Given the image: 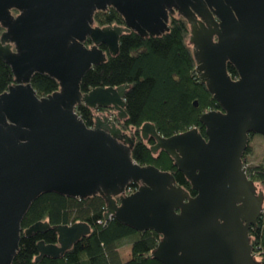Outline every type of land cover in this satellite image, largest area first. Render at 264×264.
Segmentation results:
<instances>
[{
  "label": "water",
  "instance_id": "obj_1",
  "mask_svg": "<svg viewBox=\"0 0 264 264\" xmlns=\"http://www.w3.org/2000/svg\"><path fill=\"white\" fill-rule=\"evenodd\" d=\"M110 7L124 25L96 26L95 12ZM170 17L186 22L195 74L220 110L199 117L204 138L195 128L163 138L150 123L140 126L139 136L152 141L151 155L163 151L172 159L194 196L171 174L137 165L134 136L111 118L93 114L88 128L75 112L81 104L113 108L124 120L128 85L82 93L81 81L107 53L118 54L122 35L158 37L168 31ZM0 26V60L14 78L0 94V264L12 263L21 222L43 193L102 196L105 221L159 235L151 257L160 264H259L248 230L264 196L241 157L248 134L264 137V0H0ZM226 61L238 79L229 78ZM34 74L53 78L58 90L38 97ZM131 184L136 191L125 195ZM49 229L57 241H39L35 262L61 258L91 232L86 223L51 228L37 222L24 234Z\"/></svg>",
  "mask_w": 264,
  "mask_h": 264
},
{
  "label": "trees",
  "instance_id": "obj_2",
  "mask_svg": "<svg viewBox=\"0 0 264 264\" xmlns=\"http://www.w3.org/2000/svg\"><path fill=\"white\" fill-rule=\"evenodd\" d=\"M93 19L98 27L124 25L123 18L112 7L95 12ZM187 37L186 22L180 17H170L168 31L158 37L142 38L134 32L122 35L116 56L108 55L106 47L100 45L107 53V59L86 72L80 90L87 93L97 87L128 85L124 107L126 118L119 121L113 108L111 111L117 126L135 138L131 150L133 160L139 166H153L161 172L171 174L177 186L194 196L195 192L173 166L172 159L163 151L151 155L148 147L152 145V141H143L139 136L140 126L150 123L163 138L191 128H195L204 138V127L199 123V117L206 111L220 110L194 72ZM84 44L86 47L91 46L89 39ZM13 82L10 67L0 60V94L7 91ZM31 86L38 97L58 90L57 81L46 74H34ZM193 102H196V107ZM104 111L100 108L94 111L82 104L75 108L88 128L94 125L93 114ZM251 136L252 134H248L247 145L241 157L242 164L252 183L264 187V166L246 163ZM129 187L132 192L137 188L136 184ZM105 211L106 202L100 195L75 199L56 193L41 194L31 203L21 222L18 250L11 264H160L151 257V251L160 239L159 235L153 231L138 233L114 218L105 221ZM37 222H48L51 228L86 223L91 232L61 258H43L35 262L39 241H44L45 244H55L57 241L52 229L25 236L24 231ZM248 238L252 253L258 255L259 264H264V200L255 226L248 230ZM125 244L130 245V258L122 261L119 249Z\"/></svg>",
  "mask_w": 264,
  "mask_h": 264
},
{
  "label": "rangeland",
  "instance_id": "obj_3",
  "mask_svg": "<svg viewBox=\"0 0 264 264\" xmlns=\"http://www.w3.org/2000/svg\"><path fill=\"white\" fill-rule=\"evenodd\" d=\"M249 155L246 157L247 165L261 164L264 166V137L252 134L248 141ZM257 191L260 190L264 196V187L256 185ZM119 256L122 261H126L130 258V245L125 244L119 249Z\"/></svg>",
  "mask_w": 264,
  "mask_h": 264
},
{
  "label": "flooded vegetation",
  "instance_id": "obj_4",
  "mask_svg": "<svg viewBox=\"0 0 264 264\" xmlns=\"http://www.w3.org/2000/svg\"><path fill=\"white\" fill-rule=\"evenodd\" d=\"M13 14H16V13H13ZM214 20L216 21V22H218L217 21V19L216 18H214ZM202 22V21H201ZM187 28H188V26H187ZM4 31V29L0 26V35L2 34V32ZM188 34H189V31H188ZM217 41V38H216V36L215 35H213V37H212V42L213 43H215ZM187 44H188V47H189V49H190V51H191V48H192V45L191 44H189L188 42H187ZM12 51H14V48H12ZM225 71H226V73H227V75L229 76V78L230 79H232V80H236V79H238V77H239V75H238V72H237V70L234 68V66L231 64V63H229V62H225ZM195 72V71H194ZM104 112H98L97 113V115H99V113L100 114H102L103 116H107V117H109V118H111L112 120L114 119L113 118V115H112V111H111V108H104ZM113 112H114V114H115V116H116V112L114 111V109H113ZM116 118H117V116H116ZM114 121V120H113ZM127 134H129V133H127ZM137 186V185H136ZM137 189V188H136ZM136 191V190H135Z\"/></svg>",
  "mask_w": 264,
  "mask_h": 264
},
{
  "label": "built area",
  "instance_id": "obj_5",
  "mask_svg": "<svg viewBox=\"0 0 264 264\" xmlns=\"http://www.w3.org/2000/svg\"><path fill=\"white\" fill-rule=\"evenodd\" d=\"M131 193H133V192L131 191L130 187H128V188L126 189V191H125V195H129V194H131ZM251 255H252L254 261L259 262V257H258L257 254L252 253V251H251Z\"/></svg>",
  "mask_w": 264,
  "mask_h": 264
}]
</instances>
